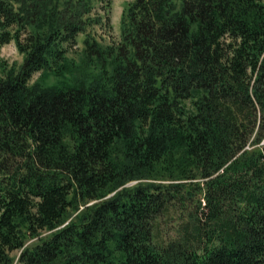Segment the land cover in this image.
<instances>
[{
  "label": "trees",
  "instance_id": "trees-1",
  "mask_svg": "<svg viewBox=\"0 0 264 264\" xmlns=\"http://www.w3.org/2000/svg\"><path fill=\"white\" fill-rule=\"evenodd\" d=\"M99 5L0 0V264H264V0Z\"/></svg>",
  "mask_w": 264,
  "mask_h": 264
},
{
  "label": "rangeland",
  "instance_id": "rangeland-1",
  "mask_svg": "<svg viewBox=\"0 0 264 264\" xmlns=\"http://www.w3.org/2000/svg\"><path fill=\"white\" fill-rule=\"evenodd\" d=\"M131 0H110V6L108 10H104L100 5L99 7H95L94 11H100V13L106 14L110 17V27L109 26H103L100 24H96L94 27H91L92 29H95L96 34L99 35V37H102L103 42H111L114 40H118L120 37V30H121V21H122V15L125 11V8ZM105 11V12H104ZM84 37L85 33H80L78 35V44L76 47H74L69 53L70 55L74 56L76 59H79L82 57V49L84 48ZM6 58L8 61L13 62L17 61L18 63L22 62L23 60V53H21L16 45L15 40H11L10 42H7L0 46V58ZM39 75V72H37L33 80H35ZM139 180H147L146 178H138V179H132L126 183V185H130L133 183L138 182ZM156 181H171L174 179L167 178V179H151ZM123 185L119 186L121 188ZM116 191V190H115ZM115 191L111 192L109 195L115 193ZM108 196V195H107ZM93 201H90L91 203ZM84 205H81V208ZM175 215L180 217L179 212H175ZM183 217L186 215L181 214ZM175 216V219H176ZM172 217L164 218L162 219V229L166 236H174L176 227H175V220H172ZM34 239H30L29 242L33 241ZM20 251H15L14 255H16L15 264L17 262V257Z\"/></svg>",
  "mask_w": 264,
  "mask_h": 264
}]
</instances>
